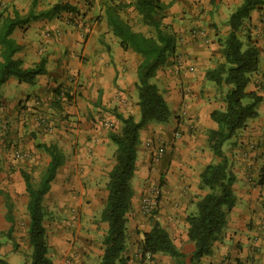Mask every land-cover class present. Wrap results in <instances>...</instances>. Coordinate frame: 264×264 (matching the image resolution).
I'll use <instances>...</instances> for the list:
<instances>
[{"label":"crops","instance_id":"crops-1","mask_svg":"<svg viewBox=\"0 0 264 264\" xmlns=\"http://www.w3.org/2000/svg\"><path fill=\"white\" fill-rule=\"evenodd\" d=\"M12 1V12L17 10L21 16L26 15L30 8H33L36 16L51 9H38L35 12L33 1L25 5H22L24 1L21 0ZM113 2L120 1L56 0L55 4L67 3L75 7L73 13L65 12L60 16L62 22H56L57 27H41L45 26L43 22L37 24L38 21L57 14L55 12L30 20L11 34V38L20 46L14 59L20 61L21 67L32 68L41 59H45L46 73L36 77L33 84L9 77L0 86V184L3 189L11 190L10 178L16 174L20 179L19 189L25 192L20 175L25 170L19 165L23 162L13 159L15 151L30 154L31 159L26 166L32 168L40 158L45 161L46 166L50 158L38 146L55 145L63 154L64 160L57 169L47 194L56 197L57 206L61 210L91 209L92 195L97 194V187L91 180L98 177L101 170L107 175L112 168L113 165L110 168L105 166L108 164L109 151L114 152V147L109 146V133L106 139L99 138V131L94 129V125L84 115L92 112L91 105L101 101L105 103L114 92V83L118 82L119 114L124 117L132 116L136 121L139 119L136 70L141 56L129 49L123 50L107 26L105 7ZM240 3L241 0L216 1L218 11L213 12L212 18L216 30H220L219 20L224 24L220 35L225 36L229 32V15ZM66 18L72 20L67 26V21L64 22ZM54 30L60 31L59 37H56ZM240 36L246 42L245 47L250 45L258 50V65L250 75L246 92L256 94L261 101L256 106L257 117L248 120L245 127L238 131V145L232 148L230 140L226 143V150H223L232 173L236 172L238 175L236 177L234 174L235 203L226 213L225 226L213 243L211 254L203 257L199 264H264V183L254 188L243 182V169L247 164L253 167L262 166L264 172V159L261 158V147L264 146V5L257 6L250 12L243 23ZM183 53L189 60L188 63L193 66V72H184L179 77H174L165 63L159 67L152 79L158 88L161 86L166 89V93L161 94L170 110V117L164 124H147L139 133L135 171L131 180L134 195L126 225L133 223L138 228L145 227L142 236L149 231L152 222L157 221L169 234L173 232L177 237L173 241L175 245L179 240L183 241L180 251L187 256L190 263L193 245L184 242L188 227L186 217L196 212V202L207 193L201 194L202 191H198L200 195L194 198L196 188L199 189V175L212 163L209 160L213 155L208 148L207 133L203 126L196 124L194 131L176 140L173 132L186 131L188 124L181 123V116L185 112L196 116L206 115L210 129H214L215 125L209 114L212 110L224 109L227 87L215 85L205 78L207 70L223 62L219 44H213L211 48L203 47L199 43L188 44L184 46ZM115 54L116 58L113 57ZM57 88L74 95L72 101L62 107L64 112L59 113L63 118L66 114L69 117H66V121L60 118L56 122L57 128L48 137L41 133L35 123L47 108L37 106L36 102L42 100L40 97H45L52 104L53 91ZM180 89L189 91L183 100ZM54 118L57 120V117ZM74 121H79L80 126L75 127ZM120 124L118 121V128ZM33 133H38L40 138L44 137L43 140L37 142ZM86 135L90 137L87 138ZM148 140H159L173 145L175 157L171 151L172 158L164 171L160 164L151 165L149 153L144 148ZM249 144H253L254 148L245 158L242 151L247 150ZM228 149H232L233 155L237 156L230 157ZM157 176L164 190L160 210L152 218H146L138 212L139 197L146 186L155 183ZM9 213V206L0 199V259L6 264H29V220L24 230L26 234L20 233L19 224L10 220ZM57 241L60 239L55 238L54 242Z\"/></svg>","mask_w":264,"mask_h":264},{"label":"trees","instance_id":"trees-1","mask_svg":"<svg viewBox=\"0 0 264 264\" xmlns=\"http://www.w3.org/2000/svg\"><path fill=\"white\" fill-rule=\"evenodd\" d=\"M140 16L142 24L153 30V36L135 32L125 23L119 12L121 4H110L105 7V18L112 35L117 38L123 50H131L141 56L137 66L136 92L139 119L124 117L115 113L121 123L118 133L110 132L108 138L115 145L114 164L107 173L106 199L100 218L107 226L102 240L103 251L99 264H119L126 246L127 214L131 209L134 191L131 180L134 176L136 149L140 131L149 123L163 124L170 117L168 105L157 86L151 82L158 68L163 65L167 55L174 52L176 37L165 30L162 15L167 4L160 0H134L128 4ZM264 5V0H242L240 5L229 15L227 24L229 32L221 44L223 62L205 73V78L215 85H224L227 91L224 96L223 110H213L210 119L215 128L207 134V145L215 161L208 164L199 175V188L207 193L196 203V212L187 216V241L193 245L189 264H199L203 257L211 254L212 246L221 234L226 213L233 207L235 196L233 185L236 181L231 171L223 146L239 130L245 127L250 119L257 117V104L261 98L254 93L246 92L250 75L258 65V50L248 45L243 49L239 37L244 21L257 6ZM73 13L75 7L67 3L55 4L49 11L34 14L33 8L21 16L17 10L0 22V86L9 77L20 82L33 84L36 77L46 73L45 59L34 67L23 69L21 63L14 59L20 46L11 38L13 31L20 25L37 17L55 12ZM244 100H247L244 103ZM47 153L50 160L46 165L37 185L25 171L20 175L28 195L26 210L29 218L28 241L31 247L29 264H52L48 256L46 229L44 226L43 197L55 177L57 169L63 164V154L55 145L38 146ZM142 256L149 254L167 255L172 264H186V255L173 243L169 233L157 221H153L149 231L143 233L140 243ZM0 264H6L0 259Z\"/></svg>","mask_w":264,"mask_h":264},{"label":"rangeland","instance_id":"rangeland-1","mask_svg":"<svg viewBox=\"0 0 264 264\" xmlns=\"http://www.w3.org/2000/svg\"><path fill=\"white\" fill-rule=\"evenodd\" d=\"M22 1H24L22 5H25L27 2L31 4V2L33 1L35 12H38V9L49 10L50 8H52V6L55 5L56 2V0H21V2ZM110 1L112 2V0ZM113 1H117V0H113ZM118 1L120 2L118 3L113 2L112 4H121L123 6L122 9L118 11L119 15L121 19L125 23H127L133 31L143 33L144 35L149 37L154 35L153 30L144 26L142 24L140 16L133 10L131 6L128 5L132 3V1L134 0H118ZM216 1L218 0H213L212 2H210V0H163V3L167 4V9L164 11L162 15L163 16L162 25L165 27L166 31L174 33L176 37L174 52L167 55V58L163 63V65L167 63L166 66L170 68L172 76L179 77L184 72L191 73L194 71L193 66L188 63L189 60L187 59L185 53H183L184 46H187L188 44L199 43L203 47L211 48L213 44H219L221 51V44L227 34L225 36L220 35V31L222 32V26L224 25L221 20H219L220 30L219 29L216 30V24L213 22V18H212L213 12L218 11V5L216 4ZM13 7L14 4L12 0H0V22L7 15L11 14ZM57 14L55 15L53 14V16L49 18H45L47 20L44 19L38 21L37 24H41L43 22L45 26L41 25V27H45V28L47 27L49 28L51 26L57 27L56 22L57 23L58 21L62 22V20H60V16L62 14H65V12L61 11ZM65 21H67L66 26L69 22H72V20L69 18H66L64 22ZM239 37L240 39H242L243 49L246 48L245 47L246 42L240 36V34ZM113 57L116 58L117 54L113 55ZM158 90L162 94L166 93V89H164L161 86H159ZM180 90L182 93L181 100H183L185 95L186 96L188 95L189 91L184 89H180ZM113 91L114 92L112 93L111 97L108 100H106L105 103L101 101L99 104H94L93 106L91 105L92 112L88 113L87 115H84V117H86V120L94 125L93 126L94 129L99 131L98 132L99 138L106 139L107 138L106 135L108 133L110 132L118 133L121 129V124H120V128H118V120L115 118L114 115L115 113H119L118 82L114 83ZM73 95L74 94L68 92L65 89L57 88L55 91H53L52 104H49L50 102H48V99L45 97L42 98L40 97V99L42 100H38L36 102L37 106L39 107L46 106L47 108V110H44L39 115V118L35 122L37 128L41 129V133L43 135L48 137L51 136L54 130L57 128L56 122H58L60 118L66 121L65 119L66 117H69V115L66 114L65 118H63V116L59 113L64 112L62 107L67 106V104L72 101ZM246 102L247 100H244V103ZM183 108L186 110L185 106ZM215 110H219V109H215ZM183 114L185 115L181 116L182 118L180 117L181 123L188 124V127L186 131L182 130V131L173 132V138L175 140L179 139L183 135H186L187 133L189 134L190 132L194 131L196 129L195 128L196 124L203 126L206 129L205 132L207 134L210 130H212L210 129L211 126L208 123V119L206 115L196 116L194 114H187V112ZM54 117H57V120H55L56 118ZM73 123L76 124L75 127L80 126L79 121H74ZM238 133L239 132H237V134L231 139L232 141H230L232 142L231 143L232 148L236 147L239 143ZM33 135H34L33 138L36 139L37 142H40V140H43L44 138V137L40 138L38 133L36 134L33 133ZM85 137L89 138L90 136L86 135ZM249 145H247L248 146L247 150L242 151V156L245 158L248 157L249 153L254 148V146H252L253 144H251L250 146ZM109 146L112 148L114 147V152H115V145L111 141ZM226 147L227 144H224L223 146L224 151L226 150ZM144 148L149 153V160L151 165L160 164L162 171L165 170V168L168 166L169 159L172 158L171 151L173 153V157H175L173 152L174 147L173 145H171V143L166 144L165 142L159 140L156 141L148 140L147 142H145ZM232 151H233L232 149H228V152H230L231 154L230 157L237 156V154L233 155ZM114 152L111 153V150L109 151V157L107 159L108 164L105 167L110 168L114 164ZM30 157H31L30 154L27 152L15 151L13 153V159L16 161L23 162L22 164L19 165L23 166V170H25V172L31 175V177L34 179V184L37 185L46 167L45 161L42 158H40L38 160L37 165H33L31 168L30 166H26V164H28V161L31 159ZM261 158L264 159V146L261 147ZM213 161H215V159H213L212 157L209 160V162H213ZM233 161H235V159ZM243 170H244L243 182L245 183V185L253 186L254 188L263 185L264 172L262 166L258 165L257 167H253V165L247 164L246 166H244ZM159 173L160 172L158 171V174ZM234 174L236 175V177L238 176L236 172H234ZM154 180L155 183L146 186L142 190L139 197L138 212L139 214H141V216L146 218H152V216H154L158 212V210H160L159 207L164 193V190L162 188V183H160L159 176H157ZM10 181H11V190L3 189L2 185L0 184V199L10 208V213H9L10 220L17 222L19 224L20 233L26 234V231L24 230H26L27 221L29 220L28 213L26 210L28 195L27 193H25L26 191L24 192V190L19 189L20 179L18 175L13 174L10 178ZM91 181L92 184H94L97 187L96 188L97 194L94 196L92 195L91 209L89 211L74 210L71 208L67 210H61L57 206V201L55 196H52L50 193L49 194L46 193L47 195L45 194L43 197V201H42L43 210H44L43 223L47 233L46 244L48 248V256L51 259L52 264L54 263L55 264H99L103 251L102 240L107 229L106 224L102 222L100 218L101 210L103 208L107 195L106 172L104 170H101L100 175L96 178H93ZM198 191L200 192L202 191L201 194L207 192L204 189L202 190L200 188L199 189L196 188L194 192L195 199L198 198V196L200 195L198 194ZM150 194L156 202V209L150 215H145L141 213L139 207L140 200L144 195H150ZM258 198H262V196H258ZM261 228L262 226L260 227V230ZM144 229L145 227L138 228L134 226L133 223L126 225V246H125V251L123 252L121 257L122 261L119 264H172L173 260L169 258L167 255L158 254L156 255L158 257L155 256L148 258L146 256L145 257L142 256L140 243L143 237V235L141 236V233L143 232ZM170 234L169 235L171 236L172 241H175L177 237L173 234V232L172 233L170 232ZM258 235H254V237H258ZM186 236L184 239L185 243L188 242L186 240L187 238ZM55 238H57L58 240L60 239L62 243H59L60 241H57V243H55L54 242ZM175 246L179 250H181L183 246V241L179 240V242ZM185 261L186 264H189L188 258H186Z\"/></svg>","mask_w":264,"mask_h":264},{"label":"built area","instance_id":"built-area-1","mask_svg":"<svg viewBox=\"0 0 264 264\" xmlns=\"http://www.w3.org/2000/svg\"><path fill=\"white\" fill-rule=\"evenodd\" d=\"M54 34L56 35V37H59L60 31L54 30ZM139 207H140L142 214L150 215L156 209V202H155L154 198L151 196V194L150 195H144L142 197V199L140 200V206ZM145 256L147 258L150 257L149 254H145Z\"/></svg>","mask_w":264,"mask_h":264}]
</instances>
